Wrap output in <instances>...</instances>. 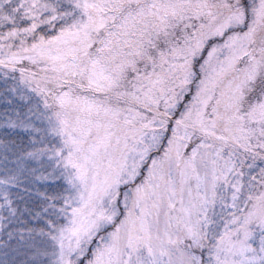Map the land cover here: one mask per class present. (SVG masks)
I'll return each mask as SVG.
<instances>
[{
  "label": "snow or ice",
  "instance_id": "snow-or-ice-1",
  "mask_svg": "<svg viewBox=\"0 0 264 264\" xmlns=\"http://www.w3.org/2000/svg\"><path fill=\"white\" fill-rule=\"evenodd\" d=\"M0 264H264V0H0Z\"/></svg>",
  "mask_w": 264,
  "mask_h": 264
}]
</instances>
